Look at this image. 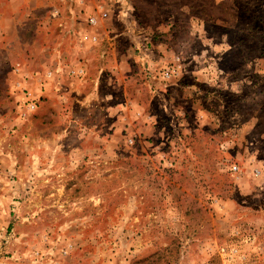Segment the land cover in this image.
<instances>
[{"label": "rangeland", "instance_id": "obj_1", "mask_svg": "<svg viewBox=\"0 0 264 264\" xmlns=\"http://www.w3.org/2000/svg\"><path fill=\"white\" fill-rule=\"evenodd\" d=\"M0 264H264V0H0Z\"/></svg>", "mask_w": 264, "mask_h": 264}]
</instances>
